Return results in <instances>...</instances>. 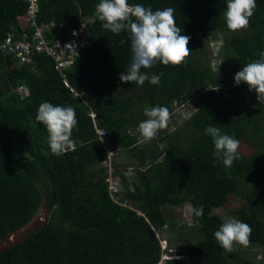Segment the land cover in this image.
<instances>
[{
    "label": "trees",
    "instance_id": "obj_1",
    "mask_svg": "<svg viewBox=\"0 0 264 264\" xmlns=\"http://www.w3.org/2000/svg\"><path fill=\"white\" fill-rule=\"evenodd\" d=\"M99 2L37 0L38 21L58 26L48 37L68 39L70 29L93 18L83 29L87 42L80 57L65 71L84 103L64 85L50 57L18 65L11 55L0 54V237L20 229L41 208L48 210L37 233L0 252V264H157L162 251L156 233L165 225L175 227L164 209L185 203L204 209L200 218L191 212L195 239L175 248L183 259L164 264H264L245 258L238 244L236 251L225 252L214 238L225 219L213 213L230 197L239 199L232 217L251 226L247 247L264 248V100L258 105L251 98L246 104L235 89L222 88L223 79L234 80L264 51V0H256L249 27L240 32L226 26L228 0H128L153 11L173 8L181 35L190 38L186 66L157 63L141 69L149 78L160 75L159 84L143 86L120 82L132 63L130 34L102 28ZM26 11L24 0H0V41L8 32L17 37L30 32ZM219 32L225 44L218 49L220 71H212L199 62V48ZM235 86L246 89L243 82ZM19 87L25 94L16 92ZM191 100L194 108L187 111ZM43 102L75 109L74 151L51 153L48 131L35 119ZM157 106L167 107L171 117L175 109L189 113L182 124H168L141 143L144 110ZM90 111L97 115L96 126L107 132L103 141L95 135ZM209 126L250 143L253 152L238 151L239 158L225 167L213 159L214 142L205 134ZM111 150L135 159L132 179L122 183L120 200L127 205L114 201L104 182L100 164Z\"/></svg>",
    "mask_w": 264,
    "mask_h": 264
},
{
    "label": "clouds",
    "instance_id": "obj_2",
    "mask_svg": "<svg viewBox=\"0 0 264 264\" xmlns=\"http://www.w3.org/2000/svg\"><path fill=\"white\" fill-rule=\"evenodd\" d=\"M256 7V0H228L225 12L227 28L232 32L247 30ZM174 11L171 7L153 11L151 7L129 4L128 0H100L97 4L96 12L102 28L114 35H119L123 30L130 34L132 63L127 73L121 72V83L135 82L143 86L148 81L157 85L160 75L149 78L141 69L152 68L157 63L172 67L186 66L191 53L187 47L190 38L181 35ZM119 43L123 45L125 41L120 40ZM234 82L236 85L243 82L249 91H255L259 101L264 100V51L260 53L258 61L248 63L235 74ZM144 115L147 119L139 123L138 128L143 141L149 142L168 126L171 113L167 107L157 106L145 108ZM35 119L46 127L49 148L53 155L59 156L75 150L76 141L72 138V132L78 121L73 107L43 102ZM205 134L214 142L213 159L222 160L225 167H231L234 160L239 158V141L232 136L222 135L219 126L207 127ZM203 211V206L191 208L196 218L202 217ZM251 232L250 225L229 217L214 233V238L225 252L232 253L236 251L237 244L248 246Z\"/></svg>",
    "mask_w": 264,
    "mask_h": 264
},
{
    "label": "built area",
    "instance_id": "obj_3",
    "mask_svg": "<svg viewBox=\"0 0 264 264\" xmlns=\"http://www.w3.org/2000/svg\"><path fill=\"white\" fill-rule=\"evenodd\" d=\"M27 3L26 11V27L30 32H23L20 36H15L12 32L5 34L0 41V54L11 55L16 59L18 65L29 64L35 57L44 55L50 57L54 63V68L63 78V83L68 87L75 98H79L82 103L85 100L78 94L67 82L65 71L68 70L76 58L81 55V48L86 45V35L83 29L87 22H91L93 18L81 20L78 28H72L68 32V39L59 37H48L47 33L55 30L58 26L53 22L40 23L38 21V4L37 0H24ZM97 13V12H96ZM75 33V35H73ZM16 92L25 94V89L19 87ZM89 117L93 123L96 137L103 141L106 136V130L98 128L95 123L97 115L89 112ZM117 150L107 152L106 158L101 162L100 166L105 171L104 182L107 185L110 197L122 205H127L125 199H121L123 178L128 179L131 172L129 168L124 169L114 164L113 156ZM142 215L141 213H138ZM158 236V235H157ZM160 249L162 256L157 264H164L168 260H181V255H177L167 247V240L159 237Z\"/></svg>",
    "mask_w": 264,
    "mask_h": 264
},
{
    "label": "rangeland",
    "instance_id": "obj_4",
    "mask_svg": "<svg viewBox=\"0 0 264 264\" xmlns=\"http://www.w3.org/2000/svg\"><path fill=\"white\" fill-rule=\"evenodd\" d=\"M224 33L219 32L216 38H209L206 39L201 47L199 48L200 50V56H199V62L202 65H209L212 69V71H220L219 66H220V54L218 55V49L221 45H224ZM234 79V76H233ZM227 80V79H226ZM225 80L223 79V84L222 88L223 89H235L237 91L238 95H240L241 99L245 101L246 104L249 103V100L251 98L254 99V101L258 104H262V100L257 99V94L255 91H249L248 86L245 84L246 89H240L237 86L234 87V80L228 79V82H224ZM234 82V84H232ZM228 87V88H226ZM106 89V88H105ZM227 94V91H226ZM134 95V93H133ZM187 111H190L191 109L194 108L195 101L191 100L190 102L187 103ZM176 108V107H174ZM183 112L182 108L180 109H175L172 117L170 118L169 125H180L183 123L185 115L189 112ZM177 123V124H176ZM264 124V120H263ZM261 145L264 146V128L261 132ZM144 141H141L143 143ZM254 148L252 145L248 142H239V148L238 151L241 152L244 155H248L252 153ZM114 164L120 168L124 169H131L130 176L128 179H132L134 175L133 171V165L135 164V159L134 158H127L124 156L121 152L116 151L115 155L113 156ZM240 205V200L235 198V197H230L228 199V202L226 205L222 206L221 208H217L213 210V213L221 215L224 219H227L229 217H232V214L234 210L238 208ZM167 213H170L171 218L173 219V223L175 225L174 230H171L169 225H165L163 227V232L157 234L159 237L164 238L167 240V247L171 249L172 251H175V248L181 245H186L194 241L195 239V234L192 232L193 229V222L191 219V206L189 203H185L181 207H167L164 209ZM192 227V228H191ZM197 240V239H196ZM239 251L243 254V256L253 262L263 260L264 263V248L260 246H252V247H243L239 249ZM183 259V257H181Z\"/></svg>",
    "mask_w": 264,
    "mask_h": 264
},
{
    "label": "water",
    "instance_id": "obj_5",
    "mask_svg": "<svg viewBox=\"0 0 264 264\" xmlns=\"http://www.w3.org/2000/svg\"><path fill=\"white\" fill-rule=\"evenodd\" d=\"M47 215L48 210L45 207L41 208L39 213L20 229L0 237V252L25 242L31 233H37L46 224Z\"/></svg>",
    "mask_w": 264,
    "mask_h": 264
},
{
    "label": "crops",
    "instance_id": "obj_6",
    "mask_svg": "<svg viewBox=\"0 0 264 264\" xmlns=\"http://www.w3.org/2000/svg\"><path fill=\"white\" fill-rule=\"evenodd\" d=\"M129 180V179H128Z\"/></svg>",
    "mask_w": 264,
    "mask_h": 264
}]
</instances>
